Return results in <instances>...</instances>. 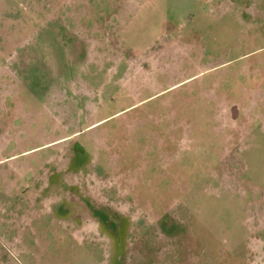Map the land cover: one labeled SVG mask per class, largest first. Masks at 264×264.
<instances>
[{"label": "rangeland", "instance_id": "374dc122", "mask_svg": "<svg viewBox=\"0 0 264 264\" xmlns=\"http://www.w3.org/2000/svg\"><path fill=\"white\" fill-rule=\"evenodd\" d=\"M0 264H264V0H0Z\"/></svg>", "mask_w": 264, "mask_h": 264}]
</instances>
